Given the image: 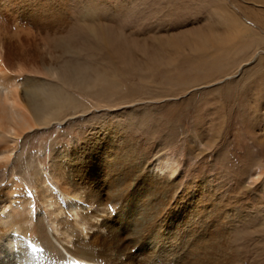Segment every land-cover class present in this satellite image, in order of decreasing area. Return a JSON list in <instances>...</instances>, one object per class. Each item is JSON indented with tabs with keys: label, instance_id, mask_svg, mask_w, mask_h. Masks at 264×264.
<instances>
[{
	"label": "rangeland",
	"instance_id": "rangeland-1",
	"mask_svg": "<svg viewBox=\"0 0 264 264\" xmlns=\"http://www.w3.org/2000/svg\"><path fill=\"white\" fill-rule=\"evenodd\" d=\"M31 1L3 3L0 70L23 99L39 87L57 111L9 144L0 201L10 189L32 195L30 234L50 237L39 179L59 185L73 154L84 161L111 138L119 163L171 183L176 195L198 183L207 207L224 211L226 227L204 223L209 235L194 234L202 243L195 264H264V0H45L54 7L46 20ZM160 155L175 158L174 175L158 167ZM131 203H83L80 214L96 210L102 223ZM58 218L73 233L64 246L92 234L125 260L107 230Z\"/></svg>",
	"mask_w": 264,
	"mask_h": 264
},
{
	"label": "bare ground",
	"instance_id": "bare-ground-1",
	"mask_svg": "<svg viewBox=\"0 0 264 264\" xmlns=\"http://www.w3.org/2000/svg\"><path fill=\"white\" fill-rule=\"evenodd\" d=\"M4 1L0 0V13L6 11ZM32 3L28 7L33 11L48 13L43 15V20L51 17L49 12L54 8L51 2L34 0ZM47 70L52 71L51 68ZM18 85L0 70V137L6 141L4 147L0 146V167L10 164L15 147L9 146L11 142L17 143L29 130L46 125L49 117L57 111V102L52 103V99L43 101L39 87L30 88L28 97L23 99ZM100 141L102 148L88 155L86 160H81L77 154L71 156L70 173H65L62 167L61 174L56 177L60 180L59 185L52 184L48 178H38L45 186L39 199L52 231L50 237L43 239L44 236L30 234L35 206L32 195H17L10 189L6 199L9 203L5 199L0 201V264H195V257L199 254L202 257L198 250L202 243L197 242L198 238L194 235L197 230L203 229L206 236L209 235L208 224L216 228L227 226L224 211L219 213L207 207L202 192L196 188L198 183L189 187L186 185L176 195L175 190H171V183H151L140 176L139 166L119 163L122 159L110 152L115 151L110 149L113 144L111 138L104 143ZM159 157L158 167L162 171L170 169L174 175L177 170L175 158L169 155ZM83 189L86 191L82 192ZM118 198L132 203L102 223L97 220L96 210L87 215L80 214L83 203L101 207ZM137 203L139 206L134 205ZM134 209L138 216L131 217ZM124 211L129 215L122 219ZM63 213L74 219V226L82 223L86 228L107 230L113 238V252L126 256L125 260L107 254V248L102 247L101 241L93 240L92 234L88 240L78 238L73 248L64 246L63 240L70 243L68 239L73 233L60 227L58 217ZM196 218L201 221L193 225L191 222ZM200 224H204V228ZM81 233L87 235L84 229ZM57 235L61 238L58 239ZM58 244H62L63 248ZM131 248H136V251L132 253Z\"/></svg>",
	"mask_w": 264,
	"mask_h": 264
},
{
	"label": "snow or ice",
	"instance_id": "snow-or-ice-1",
	"mask_svg": "<svg viewBox=\"0 0 264 264\" xmlns=\"http://www.w3.org/2000/svg\"><path fill=\"white\" fill-rule=\"evenodd\" d=\"M90 118V117H89ZM109 207H111V205H109Z\"/></svg>",
	"mask_w": 264,
	"mask_h": 264
}]
</instances>
